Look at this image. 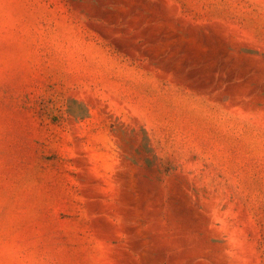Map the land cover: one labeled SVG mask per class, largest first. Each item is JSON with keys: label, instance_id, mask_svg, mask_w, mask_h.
I'll return each instance as SVG.
<instances>
[{"label": "rangeland", "instance_id": "1", "mask_svg": "<svg viewBox=\"0 0 264 264\" xmlns=\"http://www.w3.org/2000/svg\"><path fill=\"white\" fill-rule=\"evenodd\" d=\"M0 264H264V0H0Z\"/></svg>", "mask_w": 264, "mask_h": 264}]
</instances>
